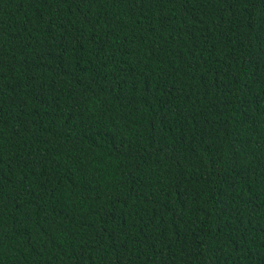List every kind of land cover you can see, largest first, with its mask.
Returning a JSON list of instances; mask_svg holds the SVG:
<instances>
[{"label":"trees","instance_id":"1","mask_svg":"<svg viewBox=\"0 0 264 264\" xmlns=\"http://www.w3.org/2000/svg\"><path fill=\"white\" fill-rule=\"evenodd\" d=\"M0 264H264V0H0Z\"/></svg>","mask_w":264,"mask_h":264}]
</instances>
